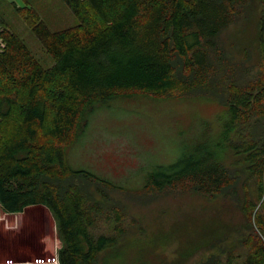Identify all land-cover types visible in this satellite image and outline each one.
I'll return each mask as SVG.
<instances>
[{
    "label": "trees",
    "instance_id": "1",
    "mask_svg": "<svg viewBox=\"0 0 264 264\" xmlns=\"http://www.w3.org/2000/svg\"><path fill=\"white\" fill-rule=\"evenodd\" d=\"M63 1L77 23L58 31L30 0L24 7L13 3L54 60L48 69L0 11L3 211L14 215L45 206L56 223L60 264H125L132 249L140 253L135 263L147 264L141 242L125 239L123 230L93 232L95 218L75 182L116 186L72 170L66 149L87 116L116 97L203 96L226 107L220 135L209 150L199 147L176 164L159 167L148 180L153 188L162 183L216 204L210 216L176 231L190 240L168 264H188L202 252L211 253L201 264H264V0ZM249 25L257 60L244 31ZM236 210L245 222L226 223L225 214Z\"/></svg>",
    "mask_w": 264,
    "mask_h": 264
},
{
    "label": "rangeland",
    "instance_id": "2",
    "mask_svg": "<svg viewBox=\"0 0 264 264\" xmlns=\"http://www.w3.org/2000/svg\"><path fill=\"white\" fill-rule=\"evenodd\" d=\"M30 1L53 31L77 23L63 0ZM14 2L18 7L26 4L25 0H0V11L43 67L51 68L54 60L16 12ZM244 31L257 60L253 25L245 26ZM231 37L224 40L230 41ZM224 116L225 106L203 96L133 94L96 107L73 145L66 149L67 164L72 170L88 171L116 186L110 188L84 178L76 180L87 199L86 209L95 218L93 232L116 235L123 230L125 239L141 242L147 264H168L179 258L184 240L186 243L190 239L177 237L176 231L210 216L216 204L199 193L173 192L162 183L153 188L148 180L159 167L174 165L189 153H197L199 147L210 149L222 131ZM249 191L257 199L252 183ZM261 204L258 201L253 211V223ZM245 220L237 210L225 214L226 223ZM60 247L55 220L45 206L30 207L14 215L6 214L0 206V264H57L59 260H53L58 259ZM210 253L202 252L188 264H201ZM129 255L125 264H136L138 249H132Z\"/></svg>",
    "mask_w": 264,
    "mask_h": 264
},
{
    "label": "built area",
    "instance_id": "3",
    "mask_svg": "<svg viewBox=\"0 0 264 264\" xmlns=\"http://www.w3.org/2000/svg\"><path fill=\"white\" fill-rule=\"evenodd\" d=\"M0 48H1V41H0ZM57 260H58V259L54 258V260H53V261H55V262H56ZM55 262H54V263H55ZM57 262H59V261H57ZM57 262H56V263H57ZM59 264H60V263H59Z\"/></svg>",
    "mask_w": 264,
    "mask_h": 264
},
{
    "label": "clouds",
    "instance_id": "4",
    "mask_svg": "<svg viewBox=\"0 0 264 264\" xmlns=\"http://www.w3.org/2000/svg\"><path fill=\"white\" fill-rule=\"evenodd\" d=\"M57 264H58V262H57Z\"/></svg>",
    "mask_w": 264,
    "mask_h": 264
},
{
    "label": "crops",
    "instance_id": "5",
    "mask_svg": "<svg viewBox=\"0 0 264 264\" xmlns=\"http://www.w3.org/2000/svg\"><path fill=\"white\" fill-rule=\"evenodd\" d=\"M61 244V243H60Z\"/></svg>",
    "mask_w": 264,
    "mask_h": 264
}]
</instances>
